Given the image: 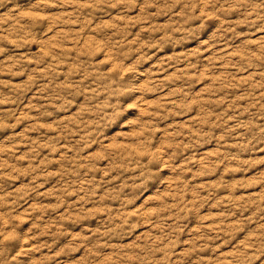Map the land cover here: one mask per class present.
<instances>
[{
  "label": "clouds",
  "instance_id": "9594fccd",
  "mask_svg": "<svg viewBox=\"0 0 264 264\" xmlns=\"http://www.w3.org/2000/svg\"><path fill=\"white\" fill-rule=\"evenodd\" d=\"M0 264H264V0H0Z\"/></svg>",
  "mask_w": 264,
  "mask_h": 264
}]
</instances>
